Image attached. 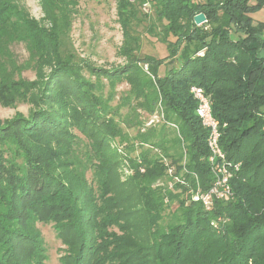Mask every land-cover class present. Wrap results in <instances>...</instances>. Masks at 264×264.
I'll return each instance as SVG.
<instances>
[{
  "label": "trees",
  "instance_id": "16d2710c",
  "mask_svg": "<svg viewBox=\"0 0 264 264\" xmlns=\"http://www.w3.org/2000/svg\"><path fill=\"white\" fill-rule=\"evenodd\" d=\"M38 1L49 29L20 0H0V104L30 94L35 105L26 116L0 122V264H45L36 222L52 223L66 246L60 264H264V22L251 16L264 0H117L129 60L122 71L104 72L130 78L139 102L125 100L127 126L143 124L138 109L151 114L158 106L163 113L162 125L133 136L58 49L57 17L76 0ZM145 1L155 6L156 36L162 34L168 52L145 58L150 77L128 53L137 43L129 21ZM200 12L206 21L197 25L193 16ZM16 43L35 59L39 83L14 77ZM167 59L174 66L159 76ZM194 85L209 95L232 165L230 194L209 209L191 197L213 180ZM181 171L184 183L171 182Z\"/></svg>",
  "mask_w": 264,
  "mask_h": 264
},
{
  "label": "rangeland",
  "instance_id": "374dc122",
  "mask_svg": "<svg viewBox=\"0 0 264 264\" xmlns=\"http://www.w3.org/2000/svg\"><path fill=\"white\" fill-rule=\"evenodd\" d=\"M20 1L30 18L35 19L41 26L50 28V24L42 19L43 14L38 0ZM194 1L202 2L203 0ZM147 2V7L143 6V3H136L139 12L134 19L129 21L130 35L137 39V43L133 46V50L128 53L135 56L138 65L142 67L143 71L141 73L149 76L148 64L144 63L145 58L148 56L156 59L164 58L168 52L166 49L167 42L159 38L162 34L156 36L161 30V25L156 19L155 6L151 1ZM251 16L254 19V23L256 21L264 22V5L254 10ZM64 19L65 22L63 23ZM57 21V25L60 27V31L56 29V32L59 38L60 45L58 49L61 55L76 64L79 73L97 87L95 93L105 100L109 113L114 114L117 110L114 120L126 133L133 136L138 130L144 132L149 127L158 128V126L162 125L163 113L160 107L157 106L151 114L138 109L140 119L143 121L140 128L136 125L127 126L124 119L129 116L130 108L125 100L127 99L128 101L129 99L130 105L133 106L135 104L138 105L137 103L139 102L137 97L130 92L132 88L129 83L130 78L127 76L110 79L108 74L104 72L115 69L122 71L129 60V55L125 51L121 24L117 16V0H76L75 4H69L66 10L64 9L61 16L58 15ZM149 27H152L154 33L149 32ZM168 40H174V38L169 37ZM11 52L17 65L14 77L17 79L20 76L21 79L26 80L37 79L36 82L39 83L40 79L37 78L34 68L35 59L30 58L31 56H29L25 46L22 43L13 44ZM201 53L202 51L198 54ZM175 63L178 64V61ZM173 66L174 64H171L169 59L165 60V63L158 68V75H165L166 71ZM42 69L44 73L49 70L47 66H43ZM30 99V94H28L26 99H18L13 105L3 106L0 104V122L18 113L24 116L28 115L35 106ZM166 127L174 128L172 124ZM77 134L80 135L79 133ZM80 137L82 141H80L78 149L83 151V149H87L86 140L83 136ZM141 147L143 149H151V153L160 152L158 149L149 148L147 143H144ZM125 172H129V170L125 169ZM185 174V171H181L179 175L170 176V180L175 183L177 182L175 177L182 176L185 179ZM91 176V171H87V180H90ZM176 205V201L172 202L169 209L164 212L160 221L162 225L169 222V213ZM35 227L42 239V245L45 247V264H60L59 257L65 251L66 246L58 238L52 223L36 222Z\"/></svg>",
  "mask_w": 264,
  "mask_h": 264
},
{
  "label": "built area",
  "instance_id": "2783aa9c",
  "mask_svg": "<svg viewBox=\"0 0 264 264\" xmlns=\"http://www.w3.org/2000/svg\"><path fill=\"white\" fill-rule=\"evenodd\" d=\"M143 6L147 7L148 2H143ZM190 93L197 103L196 114L200 124L207 130L205 143L208 154L205 157V161L213 176L212 183L207 190L201 191L198 186L192 192L191 197L193 200H200L204 207L209 209L213 199L227 198L230 194L229 179L232 175V165L227 161L226 154L219 143V121L212 114L209 95L204 92L202 87L196 85L190 87ZM167 172L172 174L173 167L167 165ZM193 177L198 181L196 174L193 173ZM175 178L180 183H184L185 181L182 176ZM215 222L212 220L211 224L216 225Z\"/></svg>",
  "mask_w": 264,
  "mask_h": 264
},
{
  "label": "water",
  "instance_id": "95a60500",
  "mask_svg": "<svg viewBox=\"0 0 264 264\" xmlns=\"http://www.w3.org/2000/svg\"><path fill=\"white\" fill-rule=\"evenodd\" d=\"M193 21L195 24L200 25L206 21L205 15L202 12L197 13L193 16Z\"/></svg>",
  "mask_w": 264,
  "mask_h": 264
}]
</instances>
